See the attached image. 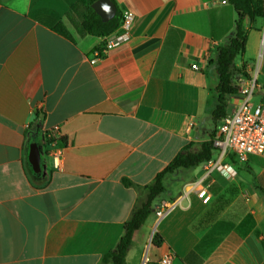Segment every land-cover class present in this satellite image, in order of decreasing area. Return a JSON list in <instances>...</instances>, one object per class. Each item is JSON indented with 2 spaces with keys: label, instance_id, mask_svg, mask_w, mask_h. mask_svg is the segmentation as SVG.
I'll use <instances>...</instances> for the list:
<instances>
[{
  "label": "crops",
  "instance_id": "crops-1",
  "mask_svg": "<svg viewBox=\"0 0 264 264\" xmlns=\"http://www.w3.org/2000/svg\"><path fill=\"white\" fill-rule=\"evenodd\" d=\"M112 1L121 16L135 14L130 40L93 64L104 37L82 34L80 0H0V264H104L145 187L215 129L217 57L236 34L234 7ZM243 28L246 50L235 66L245 65L248 77L237 73L234 82L255 81L258 103L264 17ZM240 100L228 97L231 111ZM54 128L58 141L45 146ZM34 143L41 172L29 159ZM234 162L233 177L208 174L209 162L166 174L163 197L135 232L125 264H160L168 254L171 264H264V193L255 186L264 189V156ZM196 183L210 194L207 203ZM164 204L173 208L159 220Z\"/></svg>",
  "mask_w": 264,
  "mask_h": 264
},
{
  "label": "trees",
  "instance_id": "trees-1",
  "mask_svg": "<svg viewBox=\"0 0 264 264\" xmlns=\"http://www.w3.org/2000/svg\"><path fill=\"white\" fill-rule=\"evenodd\" d=\"M97 0H80L85 5L87 12L82 18L80 30L82 34L88 33L97 37H106L113 33L121 23V15L117 16L108 22H103L99 15L93 10L92 4ZM229 3L237 11L238 18L236 21V34L231 39L230 43L223 46L218 51L217 57V72L218 85L216 92L218 103L212 112V119L215 124L214 131L210 134V140L203 143L199 151H191L186 149L178 154L175 159L166 167L164 171L159 173L155 180L145 187V199L142 204H139L132 214L130 220L125 224V231L120 238L116 248L108 253L104 259V264H125L127 251L131 246L135 232L141 228L148 220L152 213V205L155 200L165 192L163 179L166 174L177 169H188L196 167L202 163L209 162L213 159V154L217 150L213 145V140L217 136L218 128L222 120L228 114V97L238 93V87L234 82L235 74L248 77L246 66L236 68L235 60L238 56H243L246 50L247 35L244 30V22L246 19L254 21L258 17H264V0H228ZM57 31L62 35L69 37L70 34L66 28L59 24ZM100 50V49H98ZM58 141L56 135L46 132L44 135V145L48 146ZM59 141H61L59 139ZM128 185H133L129 180L124 181ZM256 188L264 193V189L255 184ZM153 242L160 245V241L156 235L153 237Z\"/></svg>",
  "mask_w": 264,
  "mask_h": 264
},
{
  "label": "built area",
  "instance_id": "built-area-1",
  "mask_svg": "<svg viewBox=\"0 0 264 264\" xmlns=\"http://www.w3.org/2000/svg\"><path fill=\"white\" fill-rule=\"evenodd\" d=\"M135 20V14L131 10H126L121 16L119 27L110 35L104 37L103 48L95 52L94 64L108 51L127 43L130 40V31ZM197 69V65L192 66ZM255 81H248L244 86H238V96L241 100L231 114H227L222 120L217 136L213 140V145L218 151L217 158L209 161L207 173L214 169L221 170L233 177L237 174V163L246 162L250 156H264V98L257 104L251 99L257 93ZM58 129L54 128L50 132L57 134ZM54 145V143H52ZM199 197L207 203L211 196L204 187H197ZM192 188V189H193ZM173 208L172 204L160 205L156 210V216L161 220L168 211ZM172 254H168L161 259L160 264H171Z\"/></svg>",
  "mask_w": 264,
  "mask_h": 264
},
{
  "label": "water",
  "instance_id": "water-1",
  "mask_svg": "<svg viewBox=\"0 0 264 264\" xmlns=\"http://www.w3.org/2000/svg\"><path fill=\"white\" fill-rule=\"evenodd\" d=\"M92 8L103 22H108L117 16V7L112 0H97L92 4ZM29 159L34 171L41 172V153L36 143L31 145Z\"/></svg>",
  "mask_w": 264,
  "mask_h": 264
},
{
  "label": "rangeland",
  "instance_id": "rangeland-1",
  "mask_svg": "<svg viewBox=\"0 0 264 264\" xmlns=\"http://www.w3.org/2000/svg\"><path fill=\"white\" fill-rule=\"evenodd\" d=\"M242 60H243V56H238L237 58H236V60H235V63L236 64H241L242 63ZM257 97H258V93H255L254 94V96L252 97V99H251V101H252V103H254V104H257ZM231 106H229V108H228V114H231L232 113V111H231ZM215 126H214V123H213V128H214ZM177 181H173L172 183L174 184V183H176ZM172 183H170V184H172ZM159 197H163L162 195L161 196H159ZM159 197L155 200V202L153 203V205H152V211H153V209H154V207H155V204L158 202V200H159ZM142 228H143V226H142ZM142 230H145V229H142ZM141 232H143V231H141Z\"/></svg>",
  "mask_w": 264,
  "mask_h": 264
}]
</instances>
